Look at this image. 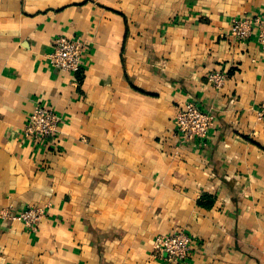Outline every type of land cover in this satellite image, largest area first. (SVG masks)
<instances>
[{
	"label": "crops",
	"instance_id": "crops-1",
	"mask_svg": "<svg viewBox=\"0 0 264 264\" xmlns=\"http://www.w3.org/2000/svg\"><path fill=\"white\" fill-rule=\"evenodd\" d=\"M246 14L264 0H0V211L46 207L0 219V264H165L153 240L179 230L182 264H264V50L225 36ZM61 35L87 43L77 73L48 63ZM188 102L216 122L181 146ZM38 105L62 119L43 145Z\"/></svg>",
	"mask_w": 264,
	"mask_h": 264
},
{
	"label": "built area",
	"instance_id": "built-area-1",
	"mask_svg": "<svg viewBox=\"0 0 264 264\" xmlns=\"http://www.w3.org/2000/svg\"><path fill=\"white\" fill-rule=\"evenodd\" d=\"M226 39L246 41L256 37L261 49L264 50V14L236 16L231 19L230 29L225 34ZM87 43L82 38L59 36L54 41V49L47 55L48 63L57 70L77 73L81 70ZM225 71L211 72L208 82L217 89L222 88L228 78ZM259 120L264 121V101L257 111ZM61 116L51 107L38 105L28 116L24 135L37 144H45L59 131ZM216 122V116L206 111L194 102H188L182 107L175 118L174 137L181 145H187L197 139H206ZM46 216V207L31 205L27 209L13 213L8 209L0 211V219L18 221L29 229H35ZM153 256L165 264H182L189 257L192 248V238L185 231H175L159 234L153 240Z\"/></svg>",
	"mask_w": 264,
	"mask_h": 264
}]
</instances>
